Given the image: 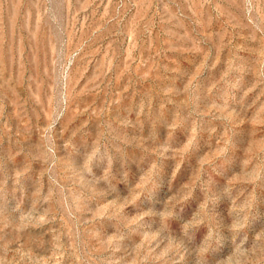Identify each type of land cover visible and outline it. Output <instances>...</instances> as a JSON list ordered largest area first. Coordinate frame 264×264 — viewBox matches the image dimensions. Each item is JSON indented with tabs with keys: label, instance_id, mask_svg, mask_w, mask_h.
Masks as SVG:
<instances>
[{
	"label": "rangeland",
	"instance_id": "obj_1",
	"mask_svg": "<svg viewBox=\"0 0 264 264\" xmlns=\"http://www.w3.org/2000/svg\"><path fill=\"white\" fill-rule=\"evenodd\" d=\"M0 264H264V0H0Z\"/></svg>",
	"mask_w": 264,
	"mask_h": 264
}]
</instances>
